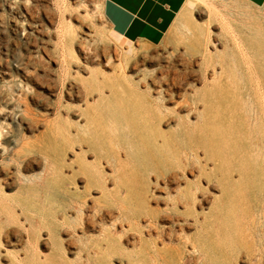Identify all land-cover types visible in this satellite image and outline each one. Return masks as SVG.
Wrapping results in <instances>:
<instances>
[{
	"label": "rangeland",
	"instance_id": "1",
	"mask_svg": "<svg viewBox=\"0 0 264 264\" xmlns=\"http://www.w3.org/2000/svg\"><path fill=\"white\" fill-rule=\"evenodd\" d=\"M102 4L0 0V264H264V6Z\"/></svg>",
	"mask_w": 264,
	"mask_h": 264
},
{
	"label": "crops",
	"instance_id": "2",
	"mask_svg": "<svg viewBox=\"0 0 264 264\" xmlns=\"http://www.w3.org/2000/svg\"><path fill=\"white\" fill-rule=\"evenodd\" d=\"M192 1L103 0L102 14L112 31L126 41L158 45L189 16ZM237 1L250 7L264 6V0Z\"/></svg>",
	"mask_w": 264,
	"mask_h": 264
},
{
	"label": "bare ground",
	"instance_id": "3",
	"mask_svg": "<svg viewBox=\"0 0 264 264\" xmlns=\"http://www.w3.org/2000/svg\"><path fill=\"white\" fill-rule=\"evenodd\" d=\"M188 2H189V0H188ZM187 2V3H188ZM86 11H87V9H86ZM84 12V11H83ZM79 14V13H78ZM87 15V14H86ZM79 20V19H78ZM86 24H88V23H86ZM87 27H88V25H87ZM94 30V29H93ZM58 31V30H57ZM93 32V31H92ZM91 32V33H92ZM58 34V33H57ZM86 36V35H85ZM90 37V36H89ZM88 37V38H89ZM199 46H201V44H200V40L199 39H197V41H196V45H193L192 46V48L194 49V50H199ZM202 47V46H201ZM105 49V48H104ZM117 52V51H116ZM115 53V52H114ZM116 54V53H115ZM114 54V55H115ZM104 56V55H103ZM115 57V56H114ZM56 60V59H55ZM54 61V60H53ZM193 61V60H192ZM196 64V63H195ZM97 86V85H96ZM260 106V105H259ZM264 108V107H263ZM258 109V108H257ZM256 111V110H255ZM258 117V116H257ZM257 124V123H256ZM1 130V129H0ZM189 154V153H188ZM263 158V157H262ZM181 161V160H180ZM190 163V162H189ZM193 163V162H192ZM184 164H185V162H184ZM191 165V164H190ZM188 167V166H187ZM190 167V166H189ZM191 169V168H190ZM189 170V169H188ZM193 170V169H192ZM191 170V171H192ZM191 173V172H190ZM178 187V186H177ZM191 190H193V189H191ZM176 191V190H175ZM174 191V192H175ZM185 192H186V194L189 192V190L188 189H186L185 190ZM175 195V194H174ZM181 200V198L179 197V196H176L175 198H174V205L177 203V202H179ZM192 202H190V204H191ZM187 204V203H186ZM195 204V203H194ZM192 205H193V203H192ZM177 206H178V204H177ZM194 207V206H193ZM170 216V215H169ZM169 218V217H168ZM172 218V217H171ZM178 221V220H177ZM259 249V248H258ZM260 251V250H259ZM260 253V252H259ZM170 257L172 258V259H175L176 258V255H174V252L173 253H171L170 254Z\"/></svg>",
	"mask_w": 264,
	"mask_h": 264
}]
</instances>
